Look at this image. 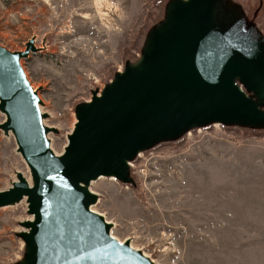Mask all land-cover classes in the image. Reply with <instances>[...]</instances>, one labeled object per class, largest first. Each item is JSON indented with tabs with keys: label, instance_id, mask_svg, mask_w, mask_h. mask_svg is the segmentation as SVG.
Here are the masks:
<instances>
[{
	"label": "rangeland",
	"instance_id": "374dc122",
	"mask_svg": "<svg viewBox=\"0 0 264 264\" xmlns=\"http://www.w3.org/2000/svg\"><path fill=\"white\" fill-rule=\"evenodd\" d=\"M111 1L119 10L108 27L95 16L93 0H0V47L25 52L32 45L20 62L56 155L66 151L84 113L152 70L184 15L186 42L179 53L195 55L198 72L221 75L226 54L245 59L256 74L264 71V0H201L208 12L193 0ZM86 14L93 19L85 20ZM195 27L206 46L194 48ZM261 75L255 96L239 85L261 116L250 120L244 95L239 112L223 116L217 108L173 121L130 150L128 163L124 156L117 168L123 177L86 185L113 235L132 241L152 264H264ZM5 118L0 104V195L22 181L36 186L4 130ZM36 222L27 198L0 203V264H31Z\"/></svg>",
	"mask_w": 264,
	"mask_h": 264
},
{
	"label": "water",
	"instance_id": "95a60500",
	"mask_svg": "<svg viewBox=\"0 0 264 264\" xmlns=\"http://www.w3.org/2000/svg\"><path fill=\"white\" fill-rule=\"evenodd\" d=\"M193 2L197 7L201 5V11L208 12L206 2ZM185 21V15L179 19L176 39L161 51L152 70L123 83L114 95L80 117L61 158L50 150L38 95L20 64L32 51V45L29 44L25 52H10L0 47L4 130L11 132L17 151L36 184L33 188L24 181L14 185L13 190L0 195V203L10 205L27 198L37 216L31 264H137L108 238L102 223L87 210V202L93 203L95 197L83 193L88 190L89 180H97L101 174L115 179L123 177L117 168L122 161L128 163L130 150L173 121L188 120L217 108L222 112L219 110L216 114L223 116L239 112L245 106L240 83L248 96L250 93L255 96L254 91L259 93L264 71L256 74L245 59L226 54L221 63V75L198 72L195 55L187 51L179 53L186 42ZM195 30L191 35L193 44L206 46L204 38H197V27ZM187 56L193 58L190 66L193 75L182 80L173 72V61ZM248 96L245 95L246 102L251 105L254 99ZM248 110L252 121L261 116V113L256 114L259 109L256 111L252 105ZM239 122L240 119L235 121ZM210 125L211 121L207 123ZM220 125H225V121ZM137 150H133L135 156L142 155ZM112 161L116 162L113 167ZM137 256L141 262H149Z\"/></svg>",
	"mask_w": 264,
	"mask_h": 264
},
{
	"label": "bare ground",
	"instance_id": "6f19581e",
	"mask_svg": "<svg viewBox=\"0 0 264 264\" xmlns=\"http://www.w3.org/2000/svg\"><path fill=\"white\" fill-rule=\"evenodd\" d=\"M188 1V0H187ZM92 6H93V10H94V13H95V16L104 24V26H108L110 27V24L113 22V18H112V15L116 12H118V6L112 2L111 0H93V3H92ZM85 20H92L93 19V15L92 14H86V16L84 17ZM180 62V63H179ZM193 62V58L190 57V58H186L185 60H178V61H173L174 63V68H173V72L175 75H179L180 78L182 80H184L185 78L193 75V70L192 68L190 67L191 66V63ZM21 64V62H20ZM41 111V109H40ZM41 114H42V111H41ZM43 115V114H42ZM44 125V124H43ZM45 127V125H44ZM67 149V147H66ZM65 149V150H66ZM51 150V148H50ZM52 151V150H51ZM18 153V151H17ZM53 153V152H52ZM65 153V152H64ZM64 153L62 155H56L54 154L57 158H61ZM19 154V153H18ZM140 155V154H139ZM142 155H140L141 157ZM116 162L112 161L111 162V166L113 167L114 164ZM104 175H99L97 176V180H100V179H104ZM113 179V178H111ZM89 181H93V180H89ZM93 183V182H92ZM29 183H27L28 185ZM29 188H33V187H30L28 185ZM83 193L86 194V196L90 197V196H93L95 193L88 189L87 191H84ZM94 206H93V203L92 201H88L87 202V210L89 211L90 214H92L94 217H96L101 223L102 225L104 226L106 232H107V236L110 240H112L120 249H122L128 256L129 258L134 261L135 263L137 264H150L151 261L149 262H141L137 257V250L136 248L133 246L132 244V241H130L129 239L126 240V241H123V240H120L118 238H116L114 235H113V232H112V225L110 222H108V220L105 218V216L99 214L98 212H96L94 210ZM114 229V228H113ZM143 258H148L147 255H145L144 253L141 255Z\"/></svg>",
	"mask_w": 264,
	"mask_h": 264
}]
</instances>
